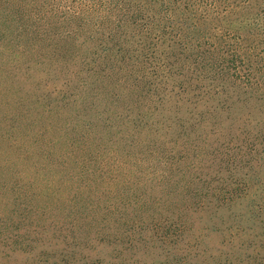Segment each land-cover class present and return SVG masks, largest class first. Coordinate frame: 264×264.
Masks as SVG:
<instances>
[{"label": "trees", "instance_id": "trees-1", "mask_svg": "<svg viewBox=\"0 0 264 264\" xmlns=\"http://www.w3.org/2000/svg\"><path fill=\"white\" fill-rule=\"evenodd\" d=\"M176 98L179 111L193 107L189 119L169 107ZM252 109L264 113V0H0V248H46L39 263L60 264L55 245L22 231L51 219L73 251L113 224V244H160L173 264H264V116L239 117ZM172 113L169 145L179 150L161 141ZM142 163L169 191L170 212L154 228L145 196L129 204L141 212L130 218L119 210L137 192L103 190ZM28 167L52 177L50 187L37 192ZM43 194L63 221L36 217L31 203ZM113 194L122 201L105 203ZM177 197L186 213L169 210ZM195 214L212 227L192 245L184 235ZM213 235L217 247L201 249ZM71 254L68 264H104Z\"/></svg>", "mask_w": 264, "mask_h": 264}, {"label": "rangeland", "instance_id": "rangeland-1", "mask_svg": "<svg viewBox=\"0 0 264 264\" xmlns=\"http://www.w3.org/2000/svg\"><path fill=\"white\" fill-rule=\"evenodd\" d=\"M176 103H183L182 101H178L177 98L176 99H171L170 105L169 107L173 110L174 112L179 111V109L176 106ZM193 107L191 105H183V109L181 111H179L180 113H178V116L181 118H186L189 119L192 115V111ZM200 110V109H199ZM198 110V111H199ZM244 113L239 115L240 118H245L246 116L250 115L251 119H259L260 116H264V113L259 114L257 109H252V110H246L243 111ZM172 114H166L167 116H169V119L165 117V119H168V121H166L167 124H169L171 126V129H167V137H162V142H165L166 147L170 148L173 146L174 150H179V144H175L174 142L171 143V146L169 145V141L171 142V138L175 139V136L177 135V129H176V125L173 128V122L175 121V119L173 120L174 116ZM177 115V114H175ZM227 117H229V115L227 113L222 115V119L221 121H223L224 119H226ZM246 119V118H245ZM230 123H225V129L227 130ZM253 123V122H251ZM255 123V122H254ZM228 124V125H227ZM237 131V130H234ZM237 134H239V132H237ZM191 152H190V156H191ZM167 157V156H166ZM210 155H202L201 158L208 159L210 158ZM200 161V159H198ZM198 162V161H197ZM148 164L142 163V167L136 169H129L126 171H122L123 176L127 177V180L125 178V180H123L121 183H119L118 185H106L103 187V190H111L113 189L114 193H118L121 194L122 196H124V193H132L134 192V190L137 192V194H134L133 196L130 197V200H124V202L126 203H122L121 204V208H120V212H124V215H129V217H135L137 214L140 215L141 212H137L132 206H129L130 203H134L135 202V197L137 198L138 196L144 197L147 200V204L151 203L150 206V210L145 212V208L141 209L142 211L145 212V214H143L142 216H144V221L145 224L149 223L150 227H153L155 225H158V223L160 222V218H163L165 216V214H167L170 211H165L167 210L168 206L165 204L167 198H168V192L169 191H164V189H166L165 187H163V192L161 193V186L159 187H155V184H153V182L155 183V181L152 179L155 175V173H157L156 171V167H151V169H148ZM175 169H177V167H173ZM27 175L29 178H35L37 179V188L36 191L39 192V189L41 187V185H45L46 187H50V183H52V177H50L49 175H43V176H36L35 175V169L32 167H28L27 168ZM150 170V171H149ZM177 176L175 178V182L178 181V183H181V180L183 181L182 177L180 175H178V173L176 172ZM261 179L264 182V169L261 173ZM137 180V181H136ZM129 181V182H127ZM133 181H136L135 183H133ZM182 183L185 184V182L183 181ZM183 184V185H184ZM118 186V187H117ZM141 191V192H140ZM255 191V189L253 188V192ZM261 190H259L260 193ZM175 192V193H174ZM33 193V192H32ZM68 193V192H67ZM67 193L62 196L65 197L67 195ZM146 193V194H143ZM172 193H174L175 196L180 195V191H176L174 190ZM38 194V193H36ZM118 194V195H119ZM45 195L47 194H43V196H39L38 201L39 202H34L31 203L32 205V211L36 214V217L39 215V213H41L42 211L46 212L47 215L51 214L52 216L55 217V221H63L64 218L62 216H59L54 213L49 212L48 213V208H47V204H43L41 201ZM117 195V196H118ZM137 195V196H135ZM117 196L116 195H106V197L104 198V202L108 203V202H120L122 200H117ZM183 197H185L184 194H182ZM7 197L9 199H11L12 201V196L8 193ZM183 197H177L179 199V201L177 199H175V201L173 202V205L169 207L170 208L174 207L175 205H180V207L177 208V210L175 211L176 213H179L180 210L183 212L185 211L186 213V207H188V205L186 203V200L183 199ZM36 199V197H35ZM243 202V200H241ZM190 207V206H189ZM31 209V208H30ZM69 215L68 214V209L65 210V216ZM40 216V215H39ZM60 217V218H59ZM147 217H150L149 219ZM35 218V217H34ZM68 220V219H67ZM131 221V220H130ZM187 224H186V228H189L192 223L194 224L193 230L190 232H186L184 237H186V243L189 242L190 244H195L196 243V236H205L207 235L210 231L207 230L210 229L212 226L210 223H207V225L204 224V222H201L199 220V214H195L193 215L192 218H187L186 219ZM26 224H24L23 227H25L22 231L23 233H25L26 231H28L29 229L31 230H35V232L30 231L28 234H30L32 237H38L39 238H44L46 240L45 244H53L55 245V248H53L54 252L51 253L53 254L56 258L54 260V262L60 263V264H68L69 262L72 261L71 258L65 256V255H73L74 252H76V258L77 260H84L86 259V261L88 262H95L98 260H102L104 261V264H173V256L168 252V251H164L162 249H160V244H158L156 247L151 244H143V243H133V245L131 244H127V243H123L122 241L118 240L117 242H115L113 244L112 238H106L107 235H111V234H117V230L115 229V225L110 224V228L109 229H105L102 236L100 235H96L95 233H93L90 237V243L88 245H84L82 249L84 250H80L77 249L76 251H73L74 247H72V239H68L65 240L63 238V235L66 233H60V231L58 230V228H56V225L58 224H52L51 219L46 221V222H38L35 223L33 225V227L30 226V224H28V221H25ZM39 224V225H38ZM51 224V226H50ZM43 225H46V227H42ZM211 226V227H210ZM253 230H251V232L254 233H262L263 230L259 229L260 225H253ZM45 228H50V231L45 233L43 236H41L40 234H38L39 231H41L42 229ZM120 229H118L119 231ZM195 230V232H194ZM37 231V232H36ZM195 236H194V234ZM120 233V231H119ZM152 233L150 232H144L142 233V238L145 239H149L150 235ZM40 235V236H39ZM260 235V234H259ZM112 244H111V243ZM219 242V239L213 235L210 239H207L204 241V243L201 245V249H203L204 247H217ZM71 246L72 250H69L70 248L68 247ZM39 247H41V245L39 244ZM44 251H46V248L42 249ZM41 249L35 253V254H23V253H15L13 251L7 250V249H2L0 248V264H40L39 260H38V254L43 252ZM68 250V251H67ZM50 252V250H49ZM121 253V254H120ZM181 254V253H180ZM119 255V257H118ZM67 262V263H66ZM192 264H197L196 262H193Z\"/></svg>", "mask_w": 264, "mask_h": 264}]
</instances>
